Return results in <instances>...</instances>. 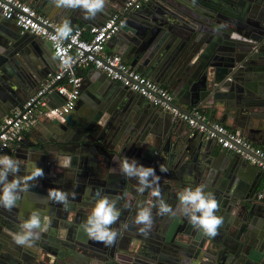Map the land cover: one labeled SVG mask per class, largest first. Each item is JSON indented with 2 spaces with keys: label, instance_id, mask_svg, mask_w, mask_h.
<instances>
[{
  "label": "water",
  "instance_id": "1",
  "mask_svg": "<svg viewBox=\"0 0 264 264\" xmlns=\"http://www.w3.org/2000/svg\"><path fill=\"white\" fill-rule=\"evenodd\" d=\"M31 1L50 17L63 14L66 18L82 12L57 7L52 0ZM125 2L106 0L101 14H120L123 24L119 34H127L130 40L117 52L128 64L134 69L138 61L147 66L146 76L165 84L178 97V102L171 104L179 110L190 112L183 106L187 103L210 113L222 107L221 116H225L221 120L228 119L234 128L250 130L253 136L260 133L263 143L264 0H149L140 8L126 9ZM20 32L13 21L0 15V119L20 109L40 87L45 69L33 62L39 59L46 64L50 58L56 62L49 41ZM118 36L117 32L107 45ZM27 43L35 54V48L41 51L38 59L31 57V61L19 52V46ZM88 78L98 83L88 89L92 102L80 91L75 106L79 118L70 113L63 124L53 121L54 126H48L50 132L16 147L13 157L21 156L24 162L18 175H27V165L33 161L44 176L19 193L20 199L10 211L0 207V264H264V203L256 201L261 169L225 148L214 152V139L194 130L184 131L183 122L174 119L169 110L152 107L143 95L109 80L106 73L92 68ZM48 97L51 104L55 97L59 103L64 101L55 90ZM254 141L261 142L255 137ZM123 157L155 170L159 187L166 190L162 198L177 214H155L153 222L159 234L149 231L147 235L156 241L147 244L145 237L131 249L124 242L119 245L120 253H113L114 247L108 249V245L89 238L83 228L97 192L118 198L120 216L113 225L117 232L135 220V200L144 199L145 206L152 202L146 199L150 190L137 192L138 181L120 171ZM161 164L167 167L166 173L160 172ZM254 174L258 180L250 185ZM201 184L214 193L219 204L216 215L223 217L215 237L197 228L193 231L188 217L178 210L176 199L181 190ZM50 188L69 194L67 208L47 197ZM111 188L126 194L111 196L109 193H115ZM172 189L175 193H170ZM33 211L41 215L39 238L17 245L14 236ZM233 218L242 224L248 221L247 227L255 231L254 238L246 233L251 242L243 254L226 237L230 222L225 221ZM180 223L185 230L176 235L178 242L171 233L180 232ZM63 232L69 242L53 239L61 238ZM183 233L189 234L188 239Z\"/></svg>",
  "mask_w": 264,
  "mask_h": 264
},
{
  "label": "built area",
  "instance_id": "2",
  "mask_svg": "<svg viewBox=\"0 0 264 264\" xmlns=\"http://www.w3.org/2000/svg\"><path fill=\"white\" fill-rule=\"evenodd\" d=\"M148 1L126 0L124 8H140ZM0 15L13 21L21 31L49 41L56 59L55 70L48 73L36 92L26 99L20 109L0 120V155L12 151L15 144L24 139V131L41 117L64 121L75 109L80 94L82 77L77 74L76 68L91 65L106 73L109 80L143 95L153 105L169 110L174 119H180L203 137L214 139L221 148L241 155L264 172V149L261 146L250 142L239 131L210 119L200 108L190 112L179 110L171 104L174 95L168 88L134 69L120 55L106 50L107 41L123 24L119 13L111 14L98 25L72 26L71 36L62 41L56 37L60 23L23 0H0ZM52 90L64 96L62 103L56 97L57 100L50 103L48 93ZM258 196L264 197V186Z\"/></svg>",
  "mask_w": 264,
  "mask_h": 264
},
{
  "label": "clouds",
  "instance_id": "3",
  "mask_svg": "<svg viewBox=\"0 0 264 264\" xmlns=\"http://www.w3.org/2000/svg\"><path fill=\"white\" fill-rule=\"evenodd\" d=\"M57 7L68 9H81L85 19H95L97 13L103 12L106 7V0H52ZM71 20L64 18L56 30L58 41H62L72 34ZM67 54L65 53V56ZM24 162L19 158L13 159L11 156L0 155V207L11 210L18 199L20 192L29 189L31 182L44 176L43 169L37 167L35 162L31 161L28 165V174L21 177L18 175L21 165ZM120 171L129 178H135L138 181L137 192L143 194L146 190L151 191V196L156 199V203L149 202L148 206L139 208L134 223L142 225L139 232L147 234L151 231L153 225L154 207H158V215L176 216L177 212L165 202L162 198L159 181L160 177L156 175L152 167L140 165L135 159L123 157L119 161ZM160 172L168 171L164 164L159 166ZM9 176L12 179H9ZM73 198L75 193H72ZM94 207L88 215L83 225L89 238L102 242L106 245H112L118 236V232L113 229L119 219L120 212L117 209V199H110L107 195L96 194ZM47 197L67 208L70 204L69 194L63 190L50 188ZM178 210L189 219V223L202 231L208 237H215L218 228L223 223V217L216 215L219 210V204L214 193L206 191V185H197L195 187H185L179 193ZM51 223V221H48ZM42 228L41 215L39 211H33L29 218L21 225V231L14 236V242L17 245H28L33 240L38 239V231Z\"/></svg>",
  "mask_w": 264,
  "mask_h": 264
},
{
  "label": "crops",
  "instance_id": "4",
  "mask_svg": "<svg viewBox=\"0 0 264 264\" xmlns=\"http://www.w3.org/2000/svg\"><path fill=\"white\" fill-rule=\"evenodd\" d=\"M27 3H29L30 5H32L33 7H35L33 5V2L31 0H23ZM36 8V7H35ZM37 10H39L38 8H36ZM78 10V9H76ZM40 11V10H39ZM41 12V11H40ZM44 14V13H43ZM113 14V13H112ZM232 15H234L233 13H231ZM48 16V15H46ZM109 16V15H108ZM108 16H104L103 14L100 13H97L95 19H92V20H88V19H85L84 18V15H83V11L80 12V11H75V13L73 14H70L69 16H66L67 19L71 20V26H80V25H85V24H88V25H98V24H101ZM50 17V16H48ZM52 19H54L55 21H57L58 23L61 24L62 22V19L65 18V16H63V14L61 16H56V17H50ZM85 22H84V21ZM120 31H118V38H116L115 40L113 41H110L108 42L109 45L106 44V50L109 51V52H112V53H116L118 55L121 56V54H119L117 52L118 48H120L121 46L125 45L127 46L128 42H129V38L130 36H128L127 34L125 33H120ZM25 32L21 31L20 34H24ZM129 35H133L132 32L129 31ZM44 40V39H42ZM45 41V40H44ZM35 48V47H34ZM19 52L20 53H24L25 54V57L26 58H30L31 61L33 60L32 58H34V60H36V57L37 59L39 58L38 56L42 55L41 54V51H37L38 49L35 48L36 50V54L34 53V49L32 48V46H30L28 43L25 44V45H20L19 48H18ZM18 50H17V53H18ZM33 52V53H32ZM27 55V56H26ZM34 55V56H32ZM32 57V58H31ZM121 58L126 62L128 63V61L126 60V58H123L121 56ZM33 63H36L38 66H40V68H44L45 69V73H43V78H42V81H41V84L44 83V81L46 80L47 78V75L48 73L50 72H53L56 68V62L54 61V59H49V61L44 64V62L40 61L38 59V63L37 62H33ZM135 69L137 71H139L140 73H142L143 75H147V69L148 67L147 66H143L141 64V62L138 61V65L136 64V66H134ZM91 69H92V66L91 65H83V66H79L76 68V72L78 75H80L82 77V85H81V89L80 91H84V95L85 97L87 98V100L89 102H92V98H93V94L91 92H88V89L92 90L95 86H97V83H98V80H96L95 78L94 79H91V78H88V73L91 72ZM86 80H87V83H86ZM153 80V79H152ZM156 82V81H155ZM158 84L168 88L165 84H162V83H159L157 82ZM40 84V85H41ZM169 89V88H168ZM55 100H57L56 98H54ZM178 97L174 96V100L177 101ZM178 102V101H177ZM150 103V102H149ZM152 107H156L155 105H153L152 103H150ZM83 108L86 107L87 108V104H83ZM183 106L188 109L189 111L193 110L194 108H197V106L195 105H191L190 103L188 104H183ZM81 107V106H80ZM159 108V107H158ZM202 109L205 114L212 120H217L219 122H221L222 124H224L225 126H227L228 128L230 129H233V130H237L240 132V134L245 137L246 139H248L250 142H252L253 144L255 145H259L261 146L263 149H264V142L262 143V140H261V134L260 133H257L255 136H253V134H251L252 132L250 130H240V129H236L234 128V124L229 121L228 119H224V120H221L222 118H224V116L222 117V107H220L218 110H213L212 113L209 112L208 109L206 108H200ZM79 111L74 109L72 111V113H75L78 118L81 116L79 113ZM9 113H12V112H9ZM8 113V114H9ZM7 115V114H6ZM222 117V118H221ZM3 118V117H2ZM1 118V119H2ZM0 119V120H1ZM53 121H58L60 123H64L62 121H59L57 119H49V118H44V117H41L40 119L37 120L36 123H34L30 128H28L27 130L24 131V139L21 141L22 143L24 144H27L29 143L30 139H34V137L36 136L37 138H40L41 136H43L46 132H50L49 129H48V126L49 125H53ZM76 122V121H75ZM66 123V122H65ZM184 127V131H186L187 129L189 130H192L190 127H188L185 123H183L182 125ZM247 133V135L245 134ZM254 137L255 139H257L258 141H261V142H255L254 141ZM20 143V142H19ZM15 144L14 146V149L12 151H7L6 154L11 156L13 159H16V158H19L20 160H22L20 154H18L20 157H13L14 155V152L16 151V147L18 146V144ZM222 148L220 147V145H218L217 143H215V146H214V152L218 151V150H221ZM230 153V152H229ZM189 163V160H187V164ZM189 165V164H188ZM263 172V171H262ZM263 174V175H262ZM258 175L260 176V183H259V186H258V192H257V195H256V201L259 202V203H264V197H259L258 196V193L261 192V189L262 187L264 186V172L261 173V171H258ZM255 174L252 176V178L250 179L249 183H251L250 185H253L254 184V181L258 180L257 179V176H255ZM70 176H68L67 178H69ZM71 181L73 180V176L72 178L70 179ZM75 180H73L74 182ZM191 181V179L189 180ZM72 182V183H73ZM195 182V181H194ZM60 188H62V186H59ZM175 199V198H174ZM179 200L176 199V202H178ZM248 219H252V216H249ZM233 220V221H232ZM232 220L230 221H225L226 223L227 222H230L228 227L226 228L227 229V234H226V237H227V240L231 241L232 242V246L236 249L239 250V252L241 254H243L244 252V247L247 245L248 242H251V237L254 238V233L255 231L253 229H249L247 227V225L249 224L248 221H244L243 224L241 221H237L236 218H233ZM247 223V225H246ZM195 231V228L194 230ZM250 232L251 233V237L249 235H246L247 232ZM42 233V231H41ZM55 235V234H54ZM67 236V233L65 234L64 232L62 233V237H56V236H53V239H58L60 241H70L68 240V238H66ZM251 246H249V250L250 252L247 253V259L249 258L248 256L251 255Z\"/></svg>",
  "mask_w": 264,
  "mask_h": 264
},
{
  "label": "flooded vegetation",
  "instance_id": "5",
  "mask_svg": "<svg viewBox=\"0 0 264 264\" xmlns=\"http://www.w3.org/2000/svg\"><path fill=\"white\" fill-rule=\"evenodd\" d=\"M167 178L168 179H170L171 180V182L172 183H177V181L175 180H173L172 179V175H167ZM120 184V183H119ZM172 185V184H171ZM195 185V184H194ZM193 186V185H192ZM111 189H113L114 191H115V193H109L111 196H120V197H122V194L120 195V193H123V196H124V194H126V192H123V191H121L119 188H111ZM147 191V190H146ZM160 191H161V195H165L166 194V190L165 189H161L160 188ZM99 193H102V194H105L104 193V191H101V190H99L98 191ZM148 192V191H147ZM171 192H173V193H175V191L172 189V190H170V193ZM146 199H148V200H150V201H152V202H154V203H156V199L154 198V197H152L151 196V192H149L148 193V196H147V198ZM144 200V199H143ZM143 200H135L134 201V203H135V206H134V209H135V214H134V216L133 217H135V215L137 214V212H138V210H139V208H141V207H145V205H143ZM95 203V202H94ZM89 209H91V208H89ZM158 208H156V207H154L153 209H152V212H153V217H155L156 215V213H158ZM157 211V212H155V211ZM90 211V210H89ZM162 225V224H161ZM180 228H179V230H180V232H177V230H175V231H173L172 233H171V235H172V238L174 239V240H177L178 242H179V237H176V235H178V233H181L183 230H185V227H183V225L180 223L179 225H178ZM112 227H113V225H112ZM140 227H142V225H137V224H135L134 223V221H128V226L126 225V230H122V229H120L119 231H118V236H117V239H116V241L112 244V245H108V249H111L112 247H114V249H113V253L117 250V253H120V252H118V249H119V245H123L124 244V242H126V245L128 246V249H131V248H133V245L135 244V243H140L141 242V240H142V238H148V240H147V244H149V243H151L152 242V239H151V235H145V236H143L144 234H142V233H140L139 232V228ZM118 228V227H117ZM117 228L115 229V228H113L114 230H116L117 231ZM159 231H160V229L156 226V224H155V222H153V225H152V228H151V231L150 232H152V233H155V234H159ZM184 235H185V239H188V236L187 235H189V234H185V233H183ZM178 238V239H177ZM149 239H151V241H149ZM153 240H157V239H153ZM181 242V241H180ZM138 248L140 249V246H138ZM136 250V249H135Z\"/></svg>",
  "mask_w": 264,
  "mask_h": 264
}]
</instances>
